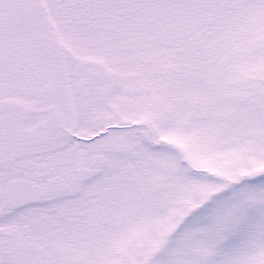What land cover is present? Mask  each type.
<instances>
[{"label": "snow or ice", "instance_id": "1", "mask_svg": "<svg viewBox=\"0 0 264 264\" xmlns=\"http://www.w3.org/2000/svg\"><path fill=\"white\" fill-rule=\"evenodd\" d=\"M0 264H264V0H0Z\"/></svg>", "mask_w": 264, "mask_h": 264}]
</instances>
